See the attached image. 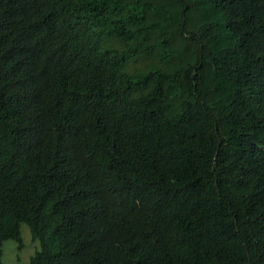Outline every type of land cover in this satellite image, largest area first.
Wrapping results in <instances>:
<instances>
[{"label":"trees","instance_id":"trees-1","mask_svg":"<svg viewBox=\"0 0 264 264\" xmlns=\"http://www.w3.org/2000/svg\"><path fill=\"white\" fill-rule=\"evenodd\" d=\"M264 264V0H0V264Z\"/></svg>","mask_w":264,"mask_h":264},{"label":"rangeland","instance_id":"rangeland-1","mask_svg":"<svg viewBox=\"0 0 264 264\" xmlns=\"http://www.w3.org/2000/svg\"><path fill=\"white\" fill-rule=\"evenodd\" d=\"M21 237L23 248L17 249V244L12 239H7L2 245L1 264H29L31 256L38 250L37 241L31 239L29 229L26 225H21Z\"/></svg>","mask_w":264,"mask_h":264}]
</instances>
